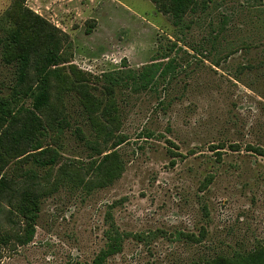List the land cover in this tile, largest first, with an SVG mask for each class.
<instances>
[{"label":"rangeland","instance_id":"374dc122","mask_svg":"<svg viewBox=\"0 0 264 264\" xmlns=\"http://www.w3.org/2000/svg\"><path fill=\"white\" fill-rule=\"evenodd\" d=\"M24 8L67 36L45 48L60 63L42 61L32 80L61 75H50V102L70 129L46 132L59 157L38 173L34 237L1 263H238L264 248V0H199L178 23L150 0H0V40L31 35ZM4 54L0 100L19 116L31 99L15 96ZM77 80L109 116L88 121ZM109 154L114 180L87 171ZM33 168L12 161L7 173Z\"/></svg>","mask_w":264,"mask_h":264},{"label":"trees","instance_id":"16d2710c","mask_svg":"<svg viewBox=\"0 0 264 264\" xmlns=\"http://www.w3.org/2000/svg\"><path fill=\"white\" fill-rule=\"evenodd\" d=\"M150 1L155 4L158 12L172 17L175 23L181 22L189 12H194L199 2V0ZM22 13L29 23L28 29L31 30V35H24L18 30L5 31L0 40L2 50L5 52L3 56L5 62L16 67L15 96L21 92L31 99L30 109L23 111V114L19 116L12 108H8L5 101L0 100V264H2L3 251L26 246L34 237L41 202L46 195L40 190L38 173L53 167L59 157L53 148L42 146L46 132H55L56 129L63 132L65 129H70L63 107H52L50 102V75L57 80L62 78L61 75L51 70L44 72L42 76L39 73V77L36 74L35 80H32L35 68L42 61L52 66L60 63L61 58L57 55V51L47 54L45 48L51 46L53 50H56L55 48L60 46L67 36L30 10L24 8ZM77 81L73 88L80 95L83 112L87 114L88 121L92 124L93 116L100 111V103L90 94L87 85L81 86L80 81ZM110 84L104 88L109 97L114 94V88ZM61 91L65 92V89ZM110 112V109L103 108L100 115L109 116ZM77 133L81 135L82 132L78 130ZM122 143L121 137L116 145L119 146ZM12 161L27 163L34 168L25 171L16 180L7 173ZM120 167L118 158L109 154L103 156L95 167L90 164L87 171L95 173L99 179L104 177L105 180H114ZM89 184H86L88 188ZM14 218L19 220V224ZM3 223L12 226L6 229L2 226ZM118 247L119 244L113 241L104 256L114 253ZM100 260L98 256L94 264H98ZM204 264H264V248H256L238 263L216 257Z\"/></svg>","mask_w":264,"mask_h":264}]
</instances>
